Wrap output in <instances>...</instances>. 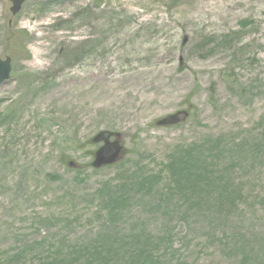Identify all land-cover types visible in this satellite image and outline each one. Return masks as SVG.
<instances>
[{
	"label": "rangeland",
	"instance_id": "374dc122",
	"mask_svg": "<svg viewBox=\"0 0 264 264\" xmlns=\"http://www.w3.org/2000/svg\"><path fill=\"white\" fill-rule=\"evenodd\" d=\"M10 7L0 264H264V0ZM101 131L121 149L95 168ZM187 149L195 192L169 167Z\"/></svg>",
	"mask_w": 264,
	"mask_h": 264
},
{
	"label": "trees",
	"instance_id": "16d2710c",
	"mask_svg": "<svg viewBox=\"0 0 264 264\" xmlns=\"http://www.w3.org/2000/svg\"><path fill=\"white\" fill-rule=\"evenodd\" d=\"M88 143L93 144L92 139H90ZM184 153H185V156H183L182 161L172 159L169 162L171 176L174 180L175 187L178 188L180 186H184V187L187 186L188 187L187 190L195 192L198 188L201 189L205 187V185L208 184L207 176L205 175L203 171H200V169L201 168L203 169L204 167V164H202L204 159L200 158V156L192 157L191 156L192 152L188 149L185 150ZM180 162L182 163L179 164ZM95 168H98V167H95ZM202 177H205L206 179L205 182H203V185H201L198 182V180ZM105 255H106L105 257H111L109 255H112L115 257L118 256L114 248H112L109 251L106 250ZM137 260L138 259L136 258H129V260L125 264H138L139 262H137ZM69 261L71 262L70 264H75L74 259H70ZM43 264H58V263L51 262V263H43ZM85 264H88V263H85ZM99 264H105V262L102 261ZM139 264H157V263L150 256H148Z\"/></svg>",
	"mask_w": 264,
	"mask_h": 264
},
{
	"label": "water",
	"instance_id": "95a60500",
	"mask_svg": "<svg viewBox=\"0 0 264 264\" xmlns=\"http://www.w3.org/2000/svg\"><path fill=\"white\" fill-rule=\"evenodd\" d=\"M11 2L10 12L11 14H16L20 8L21 5L25 0H9ZM12 71V64H11V58L9 56H6L4 58L0 57V84L5 82L9 79L11 76ZM114 135L116 137H119L117 134H114L110 131H101L99 132L94 138L93 141H101L103 144L97 148V150L94 152V159L92 161V165L94 167H100L103 165H108L113 163L121 149V146L119 145L118 140L109 141V138Z\"/></svg>",
	"mask_w": 264,
	"mask_h": 264
},
{
	"label": "flooded vegetation",
	"instance_id": "af4514ba",
	"mask_svg": "<svg viewBox=\"0 0 264 264\" xmlns=\"http://www.w3.org/2000/svg\"><path fill=\"white\" fill-rule=\"evenodd\" d=\"M113 139V137L110 138V140Z\"/></svg>",
	"mask_w": 264,
	"mask_h": 264
}]
</instances>
